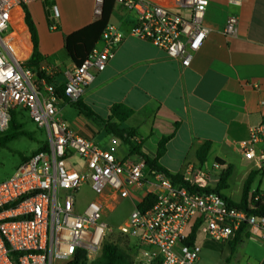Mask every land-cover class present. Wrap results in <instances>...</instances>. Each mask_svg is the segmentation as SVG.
I'll return each mask as SVG.
<instances>
[{
    "label": "built area",
    "instance_id": "1",
    "mask_svg": "<svg viewBox=\"0 0 264 264\" xmlns=\"http://www.w3.org/2000/svg\"><path fill=\"white\" fill-rule=\"evenodd\" d=\"M43 1L0 0V133L8 130L13 113L21 108L47 135L46 150L23 161L10 178H0V264L67 263L77 250L84 251L92 263L111 232L132 241L135 264H194L203 241L228 244L242 225L261 233L264 239V217L231 204L241 198L197 190L217 185L219 178L211 173L220 170L217 163L210 171L191 167L181 173L188 185L175 183L141 158L119 159L59 117L60 85L47 82L29 66L33 41L28 6ZM107 1L95 0V17L103 15ZM113 1L136 14L132 35L163 49L183 67L191 65L194 53L211 32L204 25L210 0H176L174 7L151 0ZM228 3L240 7L243 0ZM52 12L54 18L59 17L56 6ZM238 22V16L231 14L225 33L235 35ZM124 38L115 26L108 25L102 47L96 46L66 74L63 94L68 104L81 99ZM41 69L46 77H54L58 71ZM237 147L243 160L264 171V121L252 127L249 138ZM74 157L82 160L80 169L72 163ZM87 182L95 196L79 209L77 196ZM243 186H236L241 195ZM140 191L144 197L134 203L126 221L118 227L108 225L105 215L120 200ZM150 194L155 203L141 210L140 203ZM261 196L264 194L256 199ZM94 252L97 256L91 259L89 254Z\"/></svg>",
    "mask_w": 264,
    "mask_h": 264
},
{
    "label": "crops",
    "instance_id": "2",
    "mask_svg": "<svg viewBox=\"0 0 264 264\" xmlns=\"http://www.w3.org/2000/svg\"><path fill=\"white\" fill-rule=\"evenodd\" d=\"M151 1L171 7L176 3V0ZM53 6L58 9V18L53 17ZM94 8L95 0H46L28 6L38 34L39 52L44 58L41 67L48 73L57 69L54 80L60 86L75 67L65 49V37L98 21L102 16L95 17ZM103 13L107 26H115L125 38L115 48L105 70L87 86L81 102L104 119L109 117L114 104L133 109L134 114L123 126L137 131L142 150L152 158L157 156L160 141L170 137L158 160L164 169L185 173L200 166L197 151L210 143L211 150L203 167L210 171L213 163L220 168L231 165L233 173L228 189L231 192L233 180L239 178L236 183L242 187L254 171L252 191L264 194V174L253 163L243 160L237 147L249 138L252 127L264 121V105H261L264 102V0H243L240 7L231 6L228 0H210L204 25L211 32L194 53L189 67L169 58L150 41L132 35L136 24L134 12L108 0ZM231 14L239 20L237 33L232 36L225 33ZM102 45L100 40L97 46ZM58 106L62 120L94 140L100 127L93 120L72 109L65 100L59 99ZM120 147L127 149L116 144L110 150L119 159L138 160L136 156L126 158L128 150L121 156ZM214 171L211 170L213 175ZM144 194L140 191L132 197L138 202ZM77 207L80 209L78 198ZM209 251L223 252L229 264L231 260L236 264H264V239L250 228L234 249L228 244L203 241L201 255L194 264H207V258L212 256Z\"/></svg>",
    "mask_w": 264,
    "mask_h": 264
},
{
    "label": "trees",
    "instance_id": "3",
    "mask_svg": "<svg viewBox=\"0 0 264 264\" xmlns=\"http://www.w3.org/2000/svg\"><path fill=\"white\" fill-rule=\"evenodd\" d=\"M27 22L31 31L32 41H33V56L30 61V68L34 70L41 78H46L47 82L54 83V77H46L45 72L41 69V64L44 61L43 56L39 52V39L35 25L33 24L30 15L27 12ZM51 27L52 24H51ZM107 28V17L106 13H103L102 17L94 22L93 24L78 30L65 37V49L67 50L71 60L76 66H79L89 53L97 46L98 42L102 39V35ZM64 86H60L57 90L58 99L65 100L63 94ZM67 102V101H66ZM70 105L79 111L81 114L87 118L93 120L99 126H102L104 130L119 139L122 144L128 150V156H136L145 160L146 164L156 171L164 172L169 178H171L175 183L185 184L183 180V175L181 173H172L164 169L158 162L159 158L162 157L166 150V143L170 137H164L160 143L156 158L150 157L142 150V143L138 140V133L133 128L124 127L123 124L126 122L133 114L134 110L128 106L118 103L114 104L111 109V113L107 119H104L97 115L91 107L81 102V100L70 103ZM23 125L16 120L15 112L12 115L9 128L6 132L0 133V149L5 148L7 144L15 140L18 136L26 134L22 129ZM47 145L41 146L36 153L46 150ZM211 150V144H203L197 151V159L200 166H204L207 162L209 152ZM31 155V156H33ZM24 157L22 162L27 160L29 157ZM21 162V163H22ZM219 162V161H218ZM20 163V164H21ZM223 165V163H221ZM264 174L263 170H260ZM233 168L231 165L223 166L219 170V181L215 187H207L204 189H197L202 192H216L224 194V191L230 189L229 180L232 176ZM256 173L251 171L248 178L244 182L242 197L238 203H231L237 208L245 209L248 213L257 215L259 217H264V196L256 199L257 195H260L259 190L252 191L253 179ZM155 196L150 194L145 197V199L140 203L139 208L141 210H146L155 203ZM247 235L246 225H242L235 233L232 240L228 243L232 249L240 243ZM66 264H135V251L132 241L120 234L111 233L105 240L100 255L92 263H88L85 257V252L82 250H77L74 257L68 261Z\"/></svg>",
    "mask_w": 264,
    "mask_h": 264
},
{
    "label": "rangeland",
    "instance_id": "4",
    "mask_svg": "<svg viewBox=\"0 0 264 264\" xmlns=\"http://www.w3.org/2000/svg\"><path fill=\"white\" fill-rule=\"evenodd\" d=\"M72 109H75L72 107ZM73 111V110H72ZM16 120L23 125V130L26 134L18 136L15 140L10 141L5 148L0 149V178L6 179L10 178L17 167L22 162L24 157L33 155L41 146L47 143L46 132L37 127V125L30 119L29 114L24 109L18 108L15 111ZM70 117V115H68ZM64 118H67L65 115ZM98 125V124H97ZM95 134L94 141L98 143L101 147H106L108 150L115 148L116 144L119 146L122 143L118 142L116 138L108 134L102 126ZM120 155L127 153V149L120 147ZM126 158L130 159V156ZM72 163H75V167L80 169L82 167V160L79 157H74ZM216 172V173H215ZM214 175H219V170H215ZM239 178L233 180L231 186L234 188L233 192L228 190L226 194L231 195L234 200H239L241 193L240 187L237 189L236 181ZM216 185H213L215 187ZM134 195V194H133ZM95 194L90 189V182L84 183L78 193V202L80 204V209H83L86 204L94 199ZM137 201L136 197L127 198L120 200L113 211L105 215L104 220L106 223L113 227H118L126 221L131 211L134 209V203ZM117 233V232H111ZM110 233V234H111ZM109 234V235H110ZM228 251V248H225ZM206 253V250H204ZM211 252V257L207 258V264H229L225 261V254L223 252ZM212 258V260H211ZM60 264H66L65 262ZM138 264V263H137ZM230 264H236L234 260L230 261Z\"/></svg>",
    "mask_w": 264,
    "mask_h": 264
},
{
    "label": "bare ground",
    "instance_id": "5",
    "mask_svg": "<svg viewBox=\"0 0 264 264\" xmlns=\"http://www.w3.org/2000/svg\"><path fill=\"white\" fill-rule=\"evenodd\" d=\"M96 256H97V252H94V253H90V254H89V257H90L91 259H95Z\"/></svg>",
    "mask_w": 264,
    "mask_h": 264
}]
</instances>
